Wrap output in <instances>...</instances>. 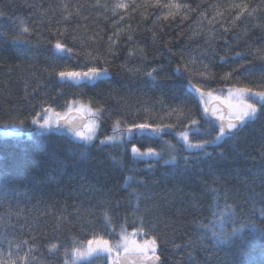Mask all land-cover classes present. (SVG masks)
<instances>
[{"label": "trees", "instance_id": "1", "mask_svg": "<svg viewBox=\"0 0 264 264\" xmlns=\"http://www.w3.org/2000/svg\"><path fill=\"white\" fill-rule=\"evenodd\" d=\"M121 2L128 7L115 8ZM170 2L181 5L178 12L155 0H0L4 259L11 250L16 264H24L16 255L20 244L19 257L32 249L27 264H65L64 247H70L73 238L86 241L94 231L105 230L107 209L117 229L126 220L131 232L140 216L146 226L155 225L162 264H230L234 257L245 264L264 261L259 231L264 227V111L231 138L207 147L210 155L187 149L178 139L193 118L202 130L208 127L198 96L187 86L189 78L218 94L234 84L264 89V0H160ZM169 11L176 15L165 20ZM21 22L30 31L14 41ZM57 40L73 54L56 53ZM88 53L106 57L108 64H97ZM182 59L194 61L189 65L192 72L177 77L174 70ZM93 64L109 67V75L81 84L56 75ZM205 65L212 74L207 79L198 74ZM153 68L158 69L156 82L146 75ZM228 72L232 78L221 79ZM74 100L103 109L96 139L82 145L83 151L73 150L82 142L67 131L49 134L31 124L42 104L65 112ZM173 110H182L183 116L178 119ZM116 120L121 127L143 122L174 127L160 136L132 132L123 142L101 145L100 140L113 134ZM201 138L189 134L190 141ZM133 145L161 151L162 158L135 157ZM171 155L176 161L165 163ZM212 188L218 189L220 206H234L226 229L255 223L256 230L245 228L232 243L216 244L200 226L212 218ZM52 243L58 251H49ZM91 264H107L106 256Z\"/></svg>", "mask_w": 264, "mask_h": 264}, {"label": "snow or ice", "instance_id": "2", "mask_svg": "<svg viewBox=\"0 0 264 264\" xmlns=\"http://www.w3.org/2000/svg\"><path fill=\"white\" fill-rule=\"evenodd\" d=\"M155 4L164 7V8H175L177 12L179 11L181 5L170 2L168 4H161L160 0H155ZM66 7V6H65ZM128 5L125 3H118L115 5V8H127ZM185 8L188 5H184ZM236 7H240L236 5ZM243 11V9H242ZM3 13H0L2 15ZM176 13L169 11L164 19L167 20L169 16H175ZM68 19V17H65ZM159 19V17H157ZM236 19H239L237 15ZM30 30L27 26L23 25L21 22V27L19 32L13 37L14 41L23 39V34L28 33ZM119 33V30L117 34ZM131 39V36L128 37ZM75 39V37H73ZM111 41L112 38L109 37ZM115 43V41H112ZM54 49L56 53H67L69 55L73 54V49L67 47L65 43L60 40H57L54 44ZM109 52H112L113 49L111 45L108 48ZM264 55V53H262ZM88 56L96 61L97 64L107 65L108 60L106 57L100 55L92 56L91 53H88ZM194 61H184L182 59L181 63H178L175 68V74L177 77H182L186 72L191 73L192 69L189 67ZM89 66L86 70H60L56 73L61 81L64 82H74L76 84L82 82L95 83L98 80L105 78L109 75V67L107 66ZM205 71L198 73L201 76H204L206 79L212 75L207 72V65L204 66ZM136 71H139L137 69ZM158 69L153 68L149 70L146 75L153 81H157ZM235 71V70H233ZM214 78V76H213ZM232 78V72L223 74L221 79L230 80ZM187 86L194 89L196 96L199 98V104L203 106V113L205 116L209 114L214 119H209L208 127L201 129L200 121L193 118L189 121V125H184V130L178 133V139L183 141L184 146L187 149H197L204 153V155H210L205 151V149L211 145L218 144L219 141H222L224 138H231L234 135V130L238 127L246 124L247 122L254 120L258 113L264 111V89L253 90V88L248 86H242L234 84L227 89L225 94L223 90L217 93L215 89L205 90L201 84L194 83L191 78L187 81ZM176 112V110H173ZM72 112L79 114L81 119L87 118L86 123H74L76 120L75 116H71ZM103 109L100 107L93 108L92 102L89 101L87 104L81 103L79 101H71L68 103L67 111L59 112L56 111L51 106H43L39 111L31 117V124L36 127L37 130L41 132H47L49 134L64 130L67 131L73 138L74 141H80L82 144L73 145V150L80 148L83 151L82 145H88L96 139L98 123ZM177 118L179 119L183 116V111L176 112ZM15 123V121H14ZM24 121L20 120L19 124L23 125ZM174 125H162V124H149L148 122L143 123H133L127 127H121V121L116 120L113 125V134L111 136H106L104 139L100 140L101 145H106L109 143H115L117 140L123 142L126 134L132 133L133 129L140 132L150 130L156 136L163 134L165 128H172ZM215 136H211V132L216 130ZM194 133L202 137L199 140L190 141L189 134ZM5 135H8L6 132ZM211 136L210 139L204 138ZM168 143V142H166ZM169 148H174L175 146L171 143H168ZM131 152L135 157H156L162 158V152L157 151L152 147H148L145 150H141L136 145H133ZM177 157L175 155L170 156L169 161L165 163L176 161ZM187 161V157H185ZM133 177H126V181H133ZM214 193L213 197V208L212 218L208 224H201V228L206 232L211 233V239L215 241L216 244L232 243L234 239L244 231L245 228H251L256 230L255 223L241 224L239 227H233L230 230L224 227L225 223L235 215L234 206L224 203L223 206L219 204V192L218 189H210ZM261 195H264L262 193ZM139 197L137 196V201ZM227 197L225 196V201ZM261 216H264V211H261ZM139 223L135 224L132 228V231L129 232L127 227V221L117 225L114 223L113 218L109 215L107 209L103 212V221L105 224V230H102L101 233L93 232L91 238L86 241L72 239L70 247H64V257L65 264H79L80 261H91L93 259H103L106 256L107 264H127L130 260L131 264H162L161 257L159 255L160 247V235L157 234L155 225L146 226L143 216L138 217ZM261 239L264 240V227L260 228ZM107 237V238H106ZM118 237V239L116 238ZM24 244H27L28 241H23ZM11 244V242H10ZM17 253L16 255L24 264H27V257L31 253L32 249L29 248V252L25 253L23 257H19L20 244L16 246ZM175 247H180L176 245ZM59 247L57 244L52 243L49 245V251L55 252L58 251ZM115 253V255H113ZM123 253V257H121ZM13 253L11 250L8 253V259L3 258V253L0 252V264H16V260L12 259ZM70 257V258H69ZM192 254L189 253V260H191ZM230 264H245V262L239 258H233L230 261ZM261 264H264V261H261Z\"/></svg>", "mask_w": 264, "mask_h": 264}, {"label": "water", "instance_id": "3", "mask_svg": "<svg viewBox=\"0 0 264 264\" xmlns=\"http://www.w3.org/2000/svg\"><path fill=\"white\" fill-rule=\"evenodd\" d=\"M70 115L76 117V120L74 121V123H81L82 124V123H86L87 122V118L86 117L84 119H81L80 116H79V114L76 113V112H72ZM207 117L209 119H214V117H211L210 114ZM240 128H241V126L238 127V129L234 130V133H236ZM132 132H140V131L133 129ZM145 132H151V131L150 130H146ZM121 257H123V255H121ZM127 264H131V261L129 260L127 262Z\"/></svg>", "mask_w": 264, "mask_h": 264}, {"label": "rangeland", "instance_id": "4", "mask_svg": "<svg viewBox=\"0 0 264 264\" xmlns=\"http://www.w3.org/2000/svg\"><path fill=\"white\" fill-rule=\"evenodd\" d=\"M82 70H86V69H82ZM68 82H71V81H68ZM72 83H74V82H72ZM82 83H84V82H82ZM85 83H86V82H85ZM74 84H76V83H74ZM79 84H81V83H79ZM224 93L226 94L227 91H225ZM121 254H123V253H121ZM113 255H115V253H114Z\"/></svg>", "mask_w": 264, "mask_h": 264}]
</instances>
